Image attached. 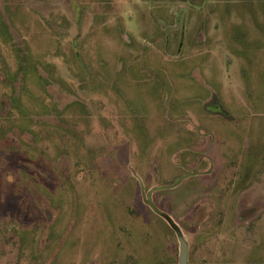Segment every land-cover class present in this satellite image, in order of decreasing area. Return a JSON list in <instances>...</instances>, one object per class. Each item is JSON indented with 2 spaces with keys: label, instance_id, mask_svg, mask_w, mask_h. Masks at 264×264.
<instances>
[{
  "label": "rangeland",
  "instance_id": "obj_1",
  "mask_svg": "<svg viewBox=\"0 0 264 264\" xmlns=\"http://www.w3.org/2000/svg\"><path fill=\"white\" fill-rule=\"evenodd\" d=\"M169 220L264 264V0H0V264H178Z\"/></svg>",
  "mask_w": 264,
  "mask_h": 264
},
{
  "label": "water",
  "instance_id": "obj_2",
  "mask_svg": "<svg viewBox=\"0 0 264 264\" xmlns=\"http://www.w3.org/2000/svg\"><path fill=\"white\" fill-rule=\"evenodd\" d=\"M169 221L173 229L176 231L179 241L178 264H189V244L187 240L184 238V235L182 234L179 227L171 220Z\"/></svg>",
  "mask_w": 264,
  "mask_h": 264
},
{
  "label": "crops",
  "instance_id": "obj_3",
  "mask_svg": "<svg viewBox=\"0 0 264 264\" xmlns=\"http://www.w3.org/2000/svg\"><path fill=\"white\" fill-rule=\"evenodd\" d=\"M198 76H199V74H198ZM213 96H214V98L212 99L211 97H213ZM211 97H209L210 98V101H215L216 100L218 102V98H217V96L215 94H212ZM206 108H207V105H206ZM204 110H205V104L201 107V112L200 113H205ZM206 113H207L206 115H208L209 117L219 116L218 113L217 114H212V113H208V112H206ZM193 115L194 116L197 115V118H199L198 117L199 116L198 113H194ZM201 116H202V114H201ZM224 119H226V118H224ZM196 161H198V160H196ZM183 162L186 163V164H190L188 169H195L196 166L198 167V169H202L201 164H199V162H195V161H192L191 162V157H189V156L183 157Z\"/></svg>",
  "mask_w": 264,
  "mask_h": 264
},
{
  "label": "trees",
  "instance_id": "obj_4",
  "mask_svg": "<svg viewBox=\"0 0 264 264\" xmlns=\"http://www.w3.org/2000/svg\"><path fill=\"white\" fill-rule=\"evenodd\" d=\"M20 111H22V110L20 109Z\"/></svg>",
  "mask_w": 264,
  "mask_h": 264
}]
</instances>
